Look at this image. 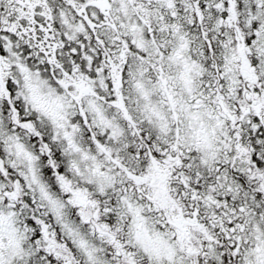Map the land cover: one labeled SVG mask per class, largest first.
I'll return each instance as SVG.
<instances>
[{
    "label": "snow or ice",
    "instance_id": "6c2138e0",
    "mask_svg": "<svg viewBox=\"0 0 264 264\" xmlns=\"http://www.w3.org/2000/svg\"><path fill=\"white\" fill-rule=\"evenodd\" d=\"M0 264H264V0H0Z\"/></svg>",
    "mask_w": 264,
    "mask_h": 264
}]
</instances>
